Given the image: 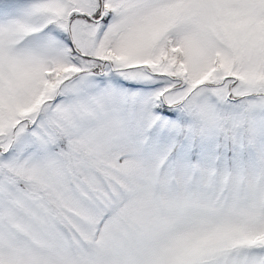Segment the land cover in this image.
Masks as SVG:
<instances>
[{
  "label": "snow or ice",
  "instance_id": "obj_1",
  "mask_svg": "<svg viewBox=\"0 0 264 264\" xmlns=\"http://www.w3.org/2000/svg\"><path fill=\"white\" fill-rule=\"evenodd\" d=\"M0 264H264V0H0Z\"/></svg>",
  "mask_w": 264,
  "mask_h": 264
}]
</instances>
